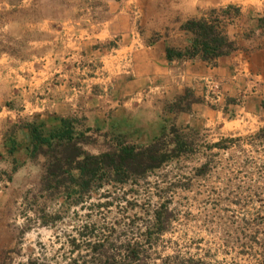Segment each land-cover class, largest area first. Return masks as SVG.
<instances>
[{
    "label": "rangeland",
    "instance_id": "1",
    "mask_svg": "<svg viewBox=\"0 0 264 264\" xmlns=\"http://www.w3.org/2000/svg\"><path fill=\"white\" fill-rule=\"evenodd\" d=\"M228 4L242 7L240 25L264 14V0H0V40L20 52L0 54V264H92L136 242L146 264L258 263L264 143L250 135L264 127V74L243 53L164 56L188 42L183 22ZM253 64L264 70V51ZM61 117L101 128L85 146L94 154L173 129L196 144L244 139L80 193L43 185L47 158L29 154L21 128Z\"/></svg>",
    "mask_w": 264,
    "mask_h": 264
},
{
    "label": "trees",
    "instance_id": "2",
    "mask_svg": "<svg viewBox=\"0 0 264 264\" xmlns=\"http://www.w3.org/2000/svg\"><path fill=\"white\" fill-rule=\"evenodd\" d=\"M4 15L0 11V16ZM244 12L241 6L228 4L209 10L199 18H191L180 25V30L188 36L184 45H166L164 56L169 62L188 59H201L215 63L222 58L243 53L250 62V70L255 74H264L253 58L264 51V14L249 16L247 24H239ZM3 17V16H2ZM253 17V18H252ZM142 32V30H140ZM160 39L158 35L155 41ZM150 41L149 43H155ZM0 40V54L8 53L20 57V52ZM59 124L46 127L45 122H26L23 127L28 131L30 143L29 154H43L47 158L43 185L62 186L73 191L85 193L93 188H101L112 182L126 183L138 180L149 173L159 170L168 162H179L188 154L211 151L214 148L228 150L241 147V136L228 137L214 144H196L185 136L184 132L173 129L149 144H134L125 141L113 142L110 148L98 154L90 153L85 146L91 143L100 127L83 126L77 117H61ZM250 138L256 143H264V127ZM252 144V143H251ZM16 143L11 151L16 149ZM207 155V154H206ZM216 161L209 159L200 168V175H208L216 167ZM157 220L160 218L157 217ZM161 223V222H160ZM162 228H158L161 230ZM259 244L256 240H253ZM261 259L257 264H264V242ZM126 247V248H125ZM124 252H99L97 262L92 264H146L141 258L139 242L128 244ZM101 256V257H100ZM106 258V262H103ZM191 264H204L201 260L191 259Z\"/></svg>",
    "mask_w": 264,
    "mask_h": 264
}]
</instances>
